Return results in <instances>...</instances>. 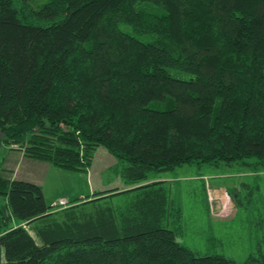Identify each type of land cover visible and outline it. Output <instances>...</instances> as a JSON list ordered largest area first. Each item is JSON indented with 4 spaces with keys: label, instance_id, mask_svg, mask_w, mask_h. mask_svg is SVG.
I'll list each match as a JSON object with an SVG mask.
<instances>
[{
    "label": "trees",
    "instance_id": "1",
    "mask_svg": "<svg viewBox=\"0 0 264 264\" xmlns=\"http://www.w3.org/2000/svg\"><path fill=\"white\" fill-rule=\"evenodd\" d=\"M0 133L71 170L103 146L127 185L52 208L0 160V264H264L177 242L169 189L149 182L264 169V0H0Z\"/></svg>",
    "mask_w": 264,
    "mask_h": 264
},
{
    "label": "rangeland",
    "instance_id": "2",
    "mask_svg": "<svg viewBox=\"0 0 264 264\" xmlns=\"http://www.w3.org/2000/svg\"><path fill=\"white\" fill-rule=\"evenodd\" d=\"M7 151L19 150L0 146V160ZM121 167L118 158L97 146L85 169L58 168L36 161L33 170L42 182L46 204L53 206L61 197L71 201L95 191L125 188ZM4 173L12 176L10 171ZM149 177L169 178L165 185L171 207L179 214L172 217L167 228L175 232L177 242L195 254H219L241 263L257 251H264V169L242 162L193 163Z\"/></svg>",
    "mask_w": 264,
    "mask_h": 264
},
{
    "label": "crops",
    "instance_id": "3",
    "mask_svg": "<svg viewBox=\"0 0 264 264\" xmlns=\"http://www.w3.org/2000/svg\"><path fill=\"white\" fill-rule=\"evenodd\" d=\"M3 159H2V170L10 171L12 175L11 178H19V179L31 181V182H34L40 185L42 188V182L37 178L33 170L34 166L36 165V162H32L26 159L22 151L20 150L19 151H7ZM6 165H9V168H5L4 166ZM176 179H182V178H176ZM168 180L169 178L154 177V178H150L149 182L162 181L165 183V181H168ZM83 198L84 197L82 196L79 199H83Z\"/></svg>",
    "mask_w": 264,
    "mask_h": 264
},
{
    "label": "built area",
    "instance_id": "4",
    "mask_svg": "<svg viewBox=\"0 0 264 264\" xmlns=\"http://www.w3.org/2000/svg\"><path fill=\"white\" fill-rule=\"evenodd\" d=\"M70 205V202L66 198H59L56 203H54L53 207L55 208H65Z\"/></svg>",
    "mask_w": 264,
    "mask_h": 264
},
{
    "label": "water",
    "instance_id": "5",
    "mask_svg": "<svg viewBox=\"0 0 264 264\" xmlns=\"http://www.w3.org/2000/svg\"><path fill=\"white\" fill-rule=\"evenodd\" d=\"M3 137V133H0V139Z\"/></svg>",
    "mask_w": 264,
    "mask_h": 264
}]
</instances>
